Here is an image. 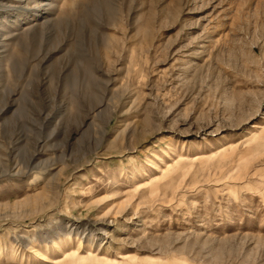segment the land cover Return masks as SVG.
<instances>
[{
  "label": "rangeland",
  "instance_id": "374dc122",
  "mask_svg": "<svg viewBox=\"0 0 264 264\" xmlns=\"http://www.w3.org/2000/svg\"><path fill=\"white\" fill-rule=\"evenodd\" d=\"M0 264H264V0H0Z\"/></svg>",
  "mask_w": 264,
  "mask_h": 264
}]
</instances>
